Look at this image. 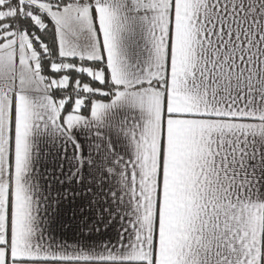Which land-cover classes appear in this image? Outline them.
I'll use <instances>...</instances> for the list:
<instances>
[{
    "label": "snow or ice",
    "instance_id": "1",
    "mask_svg": "<svg viewBox=\"0 0 264 264\" xmlns=\"http://www.w3.org/2000/svg\"><path fill=\"white\" fill-rule=\"evenodd\" d=\"M0 264H264V0H0Z\"/></svg>",
    "mask_w": 264,
    "mask_h": 264
}]
</instances>
